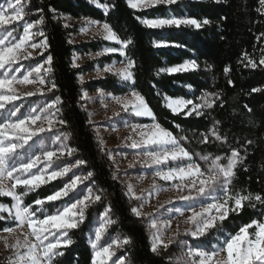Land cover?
Here are the masks:
<instances>
[{
    "label": "trees",
    "instance_id": "16d2710c",
    "mask_svg": "<svg viewBox=\"0 0 264 264\" xmlns=\"http://www.w3.org/2000/svg\"><path fill=\"white\" fill-rule=\"evenodd\" d=\"M100 3L114 5L107 14L93 0H27V17L30 21L44 17L40 25L47 37L49 47L44 55L53 57L51 80L57 88L54 96L62 103L60 118L67 123L61 125L69 137V145L76 151V159L86 161L82 172H93L91 187L101 200L86 210L85 221L78 229L71 230L72 245L62 248L63 255L54 258V264H91L92 248L87 235L94 217L108 208L111 219L109 231L122 238L129 237L131 243L122 247L120 253L129 264H178V247H161L157 253L151 251L148 231L143 218L132 213L133 204L125 192L122 182L113 178L111 160L99 147L88 113L82 106L81 91L105 89L115 94H123L133 89L131 83L120 82L114 74L88 80L81 84L77 75L83 67H73V53L98 51L102 46H116L117 43L103 39L75 45L70 42L71 27L65 26L62 15L74 18L89 17L109 23L121 39L132 38L126 58L135 61L132 69L135 91L140 92L152 108L157 122L170 130L181 140L185 148L193 153V162L203 164L196 155H229L237 149L243 157L238 164L232 181L233 191H243L264 198V65L259 61L264 56V14L257 11L259 0H177L175 4H160L154 8L131 9L126 0H99ZM155 18L158 16H187L210 21L197 29L191 26L179 28L151 29L145 27L136 17ZM259 37V38H258ZM165 40L169 46L154 47L153 42ZM247 54L257 63L256 68L245 66ZM112 59L121 60L118 53H109L100 58V64ZM195 61L197 66L187 72L158 73L162 67ZM229 71L226 73L225 68ZM231 82V83H230ZM259 89L253 92L252 89ZM211 94V95H210ZM184 97L197 102L210 95L215 100L213 107L202 109L197 116L174 114L164 106L163 97ZM140 122H152L150 118H140ZM219 123H216V122ZM179 125V127H177ZM215 129L225 141H216L209 135ZM202 134H208V143H202ZM251 141V143H249ZM64 180L58 179L29 192L25 203L42 199L53 190L62 187ZM17 191H22L18 188ZM0 201L10 204V197L0 196ZM254 205V206H253ZM59 207V202L56 203ZM110 209V211H109ZM45 211L52 213L55 208L45 205ZM264 220V203L252 200L245 203L239 213L231 212L228 219L218 229L210 230L205 237L192 240L195 245L207 247L223 240L220 228L225 234L233 233L239 226L251 220ZM15 225L11 219L0 220V231Z\"/></svg>",
    "mask_w": 264,
    "mask_h": 264
},
{
    "label": "snow or ice",
    "instance_id": "6c2138e0",
    "mask_svg": "<svg viewBox=\"0 0 264 264\" xmlns=\"http://www.w3.org/2000/svg\"><path fill=\"white\" fill-rule=\"evenodd\" d=\"M93 2L102 8L105 14L110 7H114V5L100 3L99 0H93ZM126 2L129 8L141 10L154 8L160 4H175L177 0H126ZM259 5L257 11L264 14V0H259ZM27 15L25 0H7V7L0 5V34H2L0 38V112L3 113L0 115V196L10 197L12 200L10 206L0 204V212H7V218L15 222V228H5L4 231L13 234L19 230L23 235V240L17 238L11 245L7 243L6 237L2 239L5 241V247L13 250V255L7 257L8 264H54V258L63 255L60 250L73 243L68 235L69 232L80 227L85 221L86 210L90 205L100 201L101 196L85 185V181L93 177V172L89 171L83 176L73 173L74 168L86 164V161L77 159L74 164L59 163L62 157L72 156L76 151L64 143L69 139L67 135H56L51 145H41L32 150L42 133L52 132L57 125H65L67 122L60 118L61 110L58 105L62 101L59 96L43 106H30L26 111L21 110L22 105L17 106L15 103L23 97L43 95L57 88L55 81L48 77V74L53 71V57L50 54L44 63H36L34 67L31 65L25 67L22 63L33 56L29 48L41 49L39 54L43 55V50L49 47L44 31L42 29L33 31L44 23V17L28 21L26 20ZM136 18L145 27L151 29L181 26L199 29L202 25L210 23L207 19L201 21L187 16H158L151 19L138 16ZM18 22H23L21 33H17L15 27L9 30V26ZM87 23L97 25L105 40L114 41L120 45L119 48L109 47L105 49L106 52H120L121 55L126 56L125 49L133 43L131 37L121 39L107 22L101 24L99 21L89 20ZM82 30L87 31L86 28ZM37 36L43 37L39 43L34 42ZM153 45L154 47L169 46L165 40L154 41ZM100 54L97 53V55ZM244 58L248 61L246 67L256 68L258 66L247 54ZM75 59L74 57L73 67H78ZM259 64L264 65V56L261 57ZM134 67L135 61L131 58H127V63L121 68L105 67V71L118 76L121 81L125 82V86H129L127 82L130 81V87L133 89L126 96H112V100L120 105L124 113L151 118V124L128 125L125 121V126L130 127L131 132L138 137L137 139H133L131 135L126 137V140L131 141L128 147L142 150L144 163L156 167L151 185L153 190L159 188L156 178L173 182L172 186L180 193L187 190V195L177 197L179 200L192 202L186 205L190 215L186 217L185 223L192 225V228L186 231L192 237H205L210 230L222 226L231 212L242 211L246 202L251 204L254 199L264 203V198L259 194L253 196L251 193L233 191L232 181L238 164L243 160L237 149H232L230 155L223 157L210 158L211 154L197 153L199 159L207 165L205 169L193 162V153L181 143V140L187 137L177 138L170 130L157 122L146 98L134 90L135 78L132 71ZM196 67L198 66L195 61L186 60L180 64L162 67L158 73H181ZM21 69L24 70L21 71ZM224 71L227 73L229 69L226 67ZM80 80H83L82 76ZM48 84L51 86L47 87ZM27 85L37 87L35 91L21 93L18 86ZM252 91L256 92L259 89L254 88ZM100 95L103 96L104 93L101 92ZM83 98L91 99L86 92ZM200 100L201 103H195L184 97L174 98L167 95L163 97V103L167 109L174 114L183 115L199 116L202 114V109L211 108L215 103V100H210L207 96L201 97ZM114 115L119 116L120 112ZM209 132L216 141L226 140L218 134L215 125ZM209 139L208 134H202V143H208ZM30 141L33 142L31 145ZM99 143L103 150V140ZM109 156L112 158L111 154ZM69 173H72L70 177ZM66 177L67 181L63 183V186L53 190L51 194L42 199H35L31 204L25 203L24 197L29 192ZM113 178L116 177L113 176ZM80 185H84L87 191H78ZM18 188L22 191H17ZM127 194L136 200H141L143 191L138 196L133 186L129 184ZM57 202H59V207H56ZM45 205L54 207L55 211L52 213L45 211ZM131 211L137 217L152 216L151 213H142L137 207H133ZM180 215L183 216L184 212L180 211ZM3 219L5 217L0 216V220ZM113 223L107 211L100 217L99 225L94 230V239L90 240L91 264H109V261H113L117 248L131 243L129 237L111 239L110 242L103 240L109 226ZM148 226L155 230L151 236V251L157 253L161 247L167 249L172 241L170 239L165 242L156 220L149 219ZM169 226L170 222L163 225L164 228ZM220 232L223 240L218 241V244L211 250H205L202 247H188L187 259L180 257L178 264H264V220H251L250 223H245L239 226L238 230H234V234H225L222 228ZM113 264H125V260L121 256L113 261Z\"/></svg>",
    "mask_w": 264,
    "mask_h": 264
},
{
    "label": "rangeland",
    "instance_id": "374dc122",
    "mask_svg": "<svg viewBox=\"0 0 264 264\" xmlns=\"http://www.w3.org/2000/svg\"><path fill=\"white\" fill-rule=\"evenodd\" d=\"M0 5L7 7V0H0ZM25 11L27 12V0H25ZM26 20L30 21L27 16H26ZM61 20L65 26L71 27L73 29V31L70 33L69 40L71 43L75 45H79L81 43L88 41H94L97 39L105 40L97 25L87 23V21L89 20H94L92 18L89 17L74 18L68 15H62ZM99 22L101 24L104 23L101 21ZM22 23L23 22H18L15 25L9 26V30H11L12 27H15L17 29V33H21ZM85 28L87 29V31L82 30ZM38 30H41L40 25L37 26V28L34 29L33 31H38ZM0 38H2V34H0ZM42 39L43 37L37 36L35 37L34 42L39 43L40 40ZM108 42H113V41H108ZM109 47L119 48L120 45L119 44H117L116 46L105 45L102 46L98 51H89L86 53H80L75 51L73 53L72 63H73V58L75 57L76 58L75 63L78 65V67L85 66L86 68L77 75L78 81L81 84H83L88 80L105 77L109 73L113 74L112 72H107L104 70L106 66H114L115 68H121L124 66V64L127 63V58L125 57V55H121L120 52H117L122 56L121 60L112 59L108 63L100 64L99 61L100 58L106 54H109V52L105 51V49ZM28 50L33 53V56L31 59L22 62L25 65V67L29 65L34 67L36 63H44L46 61L47 56L44 55V50H43V55L39 54L42 51L41 49L33 50L29 48ZM97 53H101V54L97 55ZM23 70L24 69H21V71ZM81 76L83 77L82 81L80 80ZM48 77L51 80L50 74H48ZM119 81L123 82L120 80V78ZM50 86H51L50 84L47 85V87ZM36 87H37L36 85L18 86L19 91L21 93L28 91H35ZM85 92L88 94V97H91V99L88 98L82 99L83 94ZM101 92L104 93L103 96L100 95ZM130 92L131 90L123 94H115L112 91H107L101 88L96 89L94 91H88L85 88L82 89L81 103L83 108L88 113L89 121L92 124L99 147L101 148L99 141L103 140L104 144L102 151L105 152L109 157V159L111 160L114 175L124 185L126 194H127V186L129 184L133 186L138 196H140L143 191V196L141 200H136L135 198H132L130 195L128 194L127 195L131 199L133 207L140 208L142 213L152 214L151 217L141 216L148 231L150 244H152V240H151L152 232L155 230L149 228L148 220L155 219L158 228H160V232L165 242L171 239L172 243L170 244H174L175 246L178 247L176 253L177 261L179 260L180 257L187 259L186 253L188 247H202L205 250H211L213 246L207 247L204 245H195L192 242V240L199 237H192L186 231L187 229L192 228L191 224L185 223L186 217L190 215V212H188L186 209V205L192 202L182 201L179 200L177 197L179 195H187L188 194L187 190H185L183 193H180L172 186L173 182L170 181L166 182L160 180L159 178H156V184L159 186V188L157 190H153L151 188V185L153 183L154 172L157 170L156 167L148 166L144 163L145 158H144V152L142 150L132 149L128 147V144H130L131 141L126 140V137H128L129 135H131L133 139H137L138 137H136V135L131 132L130 127L125 126V121L127 122L128 125L146 124V123L140 122L139 121L140 117L134 116L130 113L122 112L120 105H118L114 100H112V96L123 97L128 95ZM207 97L211 100L212 96L207 95ZM54 98L55 96L53 92L50 93L45 92L43 95L37 94L31 97H23L20 101H16L15 103L17 106L22 105L21 110L26 111L30 106H36V105L43 106L44 104L51 102V99ZM195 103H201V100L199 99ZM116 112H120V115L119 116L114 115ZM2 114L3 113L0 112V115ZM61 134H64V132L61 129V125H57L52 132L42 133L41 138L39 140H36V145L32 150H35V148H38L41 145H51V142L54 139V137L56 135H61ZM209 135L211 136L210 133ZM29 143L31 145L33 142L30 141ZM64 143H66L70 147L69 140L64 141ZM109 154H111L112 158H110ZM216 156L223 157L227 155L220 154ZM211 157H215V156L210 155V158ZM76 160L77 159L73 154L72 156L62 157L59 163L74 164ZM224 162L226 163L227 161L225 160ZM202 164L204 168L202 167L201 168L205 169L207 165L205 164L204 161H202ZM73 173L82 176L87 174L82 172L81 166L79 168H74ZM71 175L72 173H69V177ZM63 180L64 182H66L67 177L64 178ZM85 185H87L92 189L91 180L85 181ZM79 190H83L84 192L87 191L84 185H80L78 187V191ZM168 201L171 202L169 203ZM11 203L7 204L0 201V204H7L9 206L11 205ZM141 205H143L142 208ZM161 205H163V207H160ZM196 206L198 208V204ZM157 209L159 210L157 211ZM106 211L108 213V217L111 219L110 214L108 212V208H105L102 212H100L94 217L93 223L87 235L89 244H90V240L94 239V230L99 225L100 217H102ZM180 211L184 212L183 216L180 215ZM0 216L9 219L7 218L8 217L7 212H0ZM168 222H170V226L164 228L163 225ZM11 228H15V225L11 226ZM250 231L252 230L250 229ZM5 237L7 238V243L9 245L13 244L17 238L23 240V235L19 230H17V232L13 234H9L4 230L0 231V264H8L7 257L13 255V250L5 247V241L4 239H2ZM115 238L123 239L119 234L110 232L108 228L107 233L105 234L103 240L110 242L111 239H115ZM121 249L122 248L116 249V255L113 257V261L117 260L119 257L122 256L120 253ZM123 258L125 260V264H129L125 259V257ZM113 261H109V264H113Z\"/></svg>",
    "mask_w": 264,
    "mask_h": 264
},
{
    "label": "crops",
    "instance_id": "0c3cea01",
    "mask_svg": "<svg viewBox=\"0 0 264 264\" xmlns=\"http://www.w3.org/2000/svg\"><path fill=\"white\" fill-rule=\"evenodd\" d=\"M114 42V41H113ZM114 43H116V42H114ZM114 53H117V52H114ZM186 61V60H185ZM187 61H190V60H187ZM130 82V81H129ZM131 83V82H130ZM140 118H149V117H140ZM151 119V118H150ZM152 122H150V123H146V124H151Z\"/></svg>",
    "mask_w": 264,
    "mask_h": 264
}]
</instances>
